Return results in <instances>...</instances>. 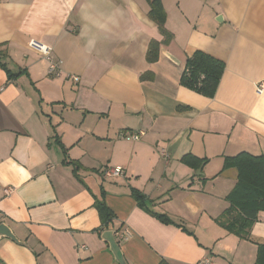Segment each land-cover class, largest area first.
<instances>
[{
  "label": "crops",
  "instance_id": "obj_1",
  "mask_svg": "<svg viewBox=\"0 0 264 264\" xmlns=\"http://www.w3.org/2000/svg\"><path fill=\"white\" fill-rule=\"evenodd\" d=\"M161 1L169 41L147 0H0V223L27 243L1 239L0 264H119L107 230L128 264L256 262L264 211L247 238L217 218L237 180L225 158L264 155V0ZM197 50L225 63L213 97L181 83Z\"/></svg>",
  "mask_w": 264,
  "mask_h": 264
},
{
  "label": "trees",
  "instance_id": "obj_2",
  "mask_svg": "<svg viewBox=\"0 0 264 264\" xmlns=\"http://www.w3.org/2000/svg\"><path fill=\"white\" fill-rule=\"evenodd\" d=\"M147 1L150 4V18L157 22L161 32L167 36L166 41H169L172 35L165 28L166 12L162 1ZM158 48L159 42L152 41L147 53L149 62H154L157 59ZM224 71L225 63L222 60L202 50H197L186 59L181 83L205 96L213 97ZM9 76H13L10 71ZM184 162L197 166L203 162V159L187 155ZM69 163L74 164L73 161H69ZM229 167L236 168L237 180L227 196L230 206L217 218V222L230 233L247 238L257 221L259 212L264 211V155H254L243 151L234 156H228L225 158L224 168ZM133 196L140 206H145L146 197L142 192L133 189ZM95 204L103 225L108 226L114 213L103 199H97ZM147 210L149 209L147 208ZM151 213L164 223H176L166 214ZM159 264L170 263L162 259ZM254 264H264V243L258 246L257 259Z\"/></svg>",
  "mask_w": 264,
  "mask_h": 264
},
{
  "label": "built area",
  "instance_id": "obj_3",
  "mask_svg": "<svg viewBox=\"0 0 264 264\" xmlns=\"http://www.w3.org/2000/svg\"><path fill=\"white\" fill-rule=\"evenodd\" d=\"M30 48L38 52L40 55H42L44 58L47 59L49 62V72L55 76H60L61 75V66L59 61L53 56L52 53V47L43 43L40 40L37 39H32L29 42ZM68 77L73 80V81H79V76L69 74ZM256 90L258 93H262L264 91V80H261L260 82L257 83L256 85ZM145 135L144 131H138L135 133H132L130 135V139L132 140H140L141 137ZM162 156L165 158H168V154L165 150L161 152ZM103 174L107 178H112V177H119L124 174V169L121 166H116V167H111V168H105L103 170ZM8 191V190H7ZM126 234L129 235L128 232ZM203 264H208L209 259H205Z\"/></svg>",
  "mask_w": 264,
  "mask_h": 264
},
{
  "label": "water",
  "instance_id": "obj_4",
  "mask_svg": "<svg viewBox=\"0 0 264 264\" xmlns=\"http://www.w3.org/2000/svg\"><path fill=\"white\" fill-rule=\"evenodd\" d=\"M115 233L116 232L114 230H107L103 233V238L107 240V242L109 243L110 249L113 252L119 264H128V262L126 261L123 255L120 244L115 237ZM3 238H9L17 242L18 244L27 245V243L24 240H20L18 238V236L13 231V229L5 222L0 223V240Z\"/></svg>",
  "mask_w": 264,
  "mask_h": 264
}]
</instances>
